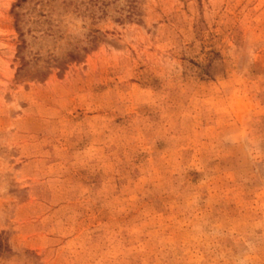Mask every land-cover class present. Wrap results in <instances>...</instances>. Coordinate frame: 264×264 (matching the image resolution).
Returning a JSON list of instances; mask_svg holds the SVG:
<instances>
[{"label":"rangeland","instance_id":"obj_1","mask_svg":"<svg viewBox=\"0 0 264 264\" xmlns=\"http://www.w3.org/2000/svg\"><path fill=\"white\" fill-rule=\"evenodd\" d=\"M0 264H264V0H0Z\"/></svg>","mask_w":264,"mask_h":264}]
</instances>
